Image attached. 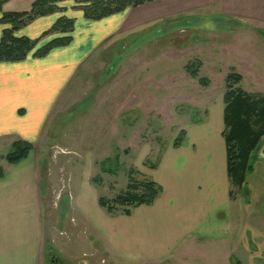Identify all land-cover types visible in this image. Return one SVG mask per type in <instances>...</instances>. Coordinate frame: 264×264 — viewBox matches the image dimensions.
Listing matches in <instances>:
<instances>
[{"label": "rangeland", "instance_id": "obj_1", "mask_svg": "<svg viewBox=\"0 0 264 264\" xmlns=\"http://www.w3.org/2000/svg\"><path fill=\"white\" fill-rule=\"evenodd\" d=\"M59 5L64 8L59 16L72 15V0ZM232 73L240 76L236 84L225 81ZM229 84L264 95V28L208 16L180 18L109 42L84 63L48 116L38 145L45 179L42 264H50L49 253L65 264H145L110 258L77 202L88 198L90 204L89 194L112 201L129 180L151 178L150 169L181 130L208 113L214 120L222 109L223 116ZM10 151L11 146L2 153ZM228 180L231 239L213 250L191 245L156 264H210L211 250L226 264H264V159L257 160L245 184ZM244 188L253 192L249 202Z\"/></svg>", "mask_w": 264, "mask_h": 264}, {"label": "crops", "instance_id": "obj_2", "mask_svg": "<svg viewBox=\"0 0 264 264\" xmlns=\"http://www.w3.org/2000/svg\"><path fill=\"white\" fill-rule=\"evenodd\" d=\"M34 0H5L1 12H22ZM71 40L43 57L0 61V155L12 142L32 145L17 163L0 160V264H42V141L44 126L62 92L79 68L109 42L146 28L193 16L225 19L264 28V0H153L127 6L98 20L71 8ZM60 12L36 17L15 32L40 38ZM4 24L0 23V37ZM39 39L38 46L51 36ZM214 120L190 123L178 146L165 147L150 180L161 191L151 204L134 207L128 215L109 214L97 198L81 199L76 206L90 220L111 257L124 262L156 264L172 259L191 245L225 244L232 235L230 188L222 138V109ZM42 169V168H41ZM96 202L98 207H93ZM104 212H103V211ZM207 263L220 262L217 251ZM208 251V250H207ZM205 259V258H204ZM203 259V260H204ZM205 261V260H204Z\"/></svg>", "mask_w": 264, "mask_h": 264}, {"label": "trees", "instance_id": "obj_3", "mask_svg": "<svg viewBox=\"0 0 264 264\" xmlns=\"http://www.w3.org/2000/svg\"><path fill=\"white\" fill-rule=\"evenodd\" d=\"M5 0H0V11ZM64 0H34L30 8L22 12H1L0 23L7 25L2 29L0 37V61H20L28 55L32 57H43L55 47L65 46L70 40V33L73 27V20L62 15L56 19L52 27L44 32L41 37L61 33L62 35L51 38L49 41L38 46L39 39H30L25 36H16L15 32L32 21L36 17L62 12L64 8L59 5ZM72 8L82 11L83 17L90 20H98L108 15L117 13L127 6H137L153 0H72ZM192 74L193 67H186ZM228 83L236 84L240 76L228 74L225 78ZM223 94V131L222 137L225 145L226 173L231 182L242 185L245 176L251 169V153L258 145L260 137L264 134V95L252 96L245 93L239 87L231 88ZM183 131L173 141L177 146L182 141ZM32 145L24 141H14L11 144V151L5 156L9 164H14L24 159ZM0 168V176H1ZM131 179V175L129 176ZM161 191L156 182L146 179L142 182L129 180L126 191L118 195L112 201L99 196L97 204L107 213H116L115 205L121 206L122 214L128 215L131 210L139 205L151 204Z\"/></svg>", "mask_w": 264, "mask_h": 264}, {"label": "flooded vegetation", "instance_id": "obj_4", "mask_svg": "<svg viewBox=\"0 0 264 264\" xmlns=\"http://www.w3.org/2000/svg\"><path fill=\"white\" fill-rule=\"evenodd\" d=\"M260 158L264 159V143H262V142H261V144L257 145V147L255 148V153H253L251 158H250L251 169H250V171L247 172L243 184L246 183L247 176L253 172V166L257 162V160ZM244 192H246V194H245L246 200L245 201L249 202L248 197L253 192H251V190H249L248 188H244ZM49 257H52V260H53V262H55V264H65L57 255L54 256L53 253H51ZM48 260H51V259H48ZM49 263H50V261H49Z\"/></svg>", "mask_w": 264, "mask_h": 264}, {"label": "water", "instance_id": "obj_5", "mask_svg": "<svg viewBox=\"0 0 264 264\" xmlns=\"http://www.w3.org/2000/svg\"><path fill=\"white\" fill-rule=\"evenodd\" d=\"M50 254H51V253L48 254V259H51V260H48V261H50V264H55V262H53V260H52V257H49ZM53 255L56 256L54 253H53Z\"/></svg>", "mask_w": 264, "mask_h": 264}]
</instances>
